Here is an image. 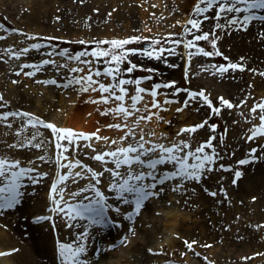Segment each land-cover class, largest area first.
Returning a JSON list of instances; mask_svg holds the SVG:
<instances>
[{
    "label": "rangeland",
    "instance_id": "obj_1",
    "mask_svg": "<svg viewBox=\"0 0 264 264\" xmlns=\"http://www.w3.org/2000/svg\"><path fill=\"white\" fill-rule=\"evenodd\" d=\"M160 1L163 5L161 3L158 4L156 0H127L126 2L124 0H0V24H3L4 27L8 29V32L3 31L0 33V36L5 37V39L0 40V96H3L2 91L8 88V83L12 77L14 78L12 79L16 81V85L14 86L12 94L8 97L3 96V102H6V107H0V113L6 111H26L44 120L43 118L45 117H52V112L54 110L55 113H57L59 117L62 118L71 109V112L79 114V116L83 117L86 120L92 119V127L86 128L84 127L85 125L82 128H78L76 126L66 127L58 125V123L56 122L54 124L57 127L70 128L76 132L83 133H94L99 128L100 136H107L114 139V137L118 136V131H114L105 127L113 121L110 117L100 115V112L97 110L98 107L103 108L104 106H98L96 104L91 105L89 94H78V92L73 90V88L71 87L68 89H64L62 87H56L54 85H51L53 86L52 90L49 85H42L43 83L37 82L47 79H56L58 84H63L66 82V79L68 77L75 74L69 73L67 69H61L59 73H57L55 70L50 68L53 70V72H55L56 76L53 77L52 75H50L52 77L44 79L42 74H48V72L45 73L42 71L41 80H31V86L34 85L41 90L40 93H38V91L32 89L26 82L28 79H31L33 77L24 75V72L33 71V69H24L21 74L17 76L16 72L21 71V68L19 67L18 71L14 72V70L11 71L10 67H8V65L5 63H8L11 60L17 61L19 63V66H21L23 63H39L42 59H45L46 56H41L39 53L35 52V50H32L29 55H21L20 59L17 60L6 50H11V53H16L23 49V47H26L29 43H43L46 45V47L42 48L40 50L41 52L50 51L51 45H59V48H68L71 53L75 54L77 51L84 50L86 46L89 50L94 47L93 44L80 45L79 43H77V41L80 40H111L123 39L132 36H141L147 37L148 42H150L151 40H160L161 46L166 48L176 47L177 53H187L188 51H194V49H183L182 45L176 46L171 44L169 41L174 39H181L182 41H186L187 39L191 38V36L185 35L183 33V28L186 26V22L190 18L201 20L203 19V16H195L193 11L194 6L199 3V0H188L189 6L187 4L183 9L185 12L187 11V17L184 22H182L181 20H177V17H175L176 15H179L177 13L178 6H176V4L178 5V0ZM183 1L184 3L186 2L185 0ZM39 4L43 5L45 8V12L47 15L44 17L42 15H39L41 12V9L38 7ZM201 6L203 7L204 5ZM239 6L244 7V5ZM78 7L82 8L81 10H83V15L80 8ZM140 7L146 11V14H143V17L138 9ZM149 7L153 10H151ZM217 9L218 5H215L213 9L205 15L214 16ZM254 12L256 16H264V10H254ZM173 13L175 14V16H173ZM244 15H247V13H226L220 21L209 19L208 21H204L202 25V31L211 29L212 32L217 33L219 36V39L217 41V48L222 53V55L204 57L212 65L227 64L228 62H232L241 64L245 68V71L243 72L235 71L230 72L229 74H225L228 75V77L232 78L231 82L228 83V86H236L237 88L235 89L237 90V92L230 95L229 98L223 96L234 104L233 99H237L240 93L241 97L239 99V104H241V107L245 106L241 102L245 100L247 101L245 111H241L238 107H234L230 110L224 108L223 105L219 104L218 100V98L222 95L211 97L209 92H207L203 86H199V84L197 85L196 83H194V81L189 76L188 71L186 73L185 69L187 68L189 70L190 66H193L195 64L188 62V60L185 61V57L184 59H179L175 56L168 57V63L177 65V67H169L164 63L154 60H147L143 58L138 60L135 57L132 58L133 61L138 64L142 62L145 68L158 69V72L154 74L153 81L146 82L142 86L147 87L149 83L153 82L164 83L175 81V86L177 88L188 89L189 91L195 92H199L201 90L205 91V93L209 95V98L213 100V106L221 108L220 114L215 115L212 114L210 109L204 106L202 102L200 104L193 103L190 107L185 108L182 112H177L175 110L178 106L183 107L182 103L165 105L168 110L162 111L160 115L163 117L164 121H169L170 123L160 122L156 123V126H154L155 130H157V126H163L161 135H166V137L164 138L165 144L170 143L167 142V140L174 141L177 139H185L192 145V148L189 150H194L195 147H198L200 144L205 143L210 136H216L217 139L213 141V146L216 148V151L220 156L217 164H223L226 167L233 169L234 171L242 172L241 178L237 180L235 184H233L232 182L234 179V172H225L219 169L208 173L207 178L203 179L200 183L190 181L181 182L180 178H177L175 180L177 183V187L180 183H183L184 186L179 187L178 190H175L180 194V197L175 201H168L167 204L172 203L174 205V202H179L181 204L180 208H184L188 211L190 210L193 212L191 214V220L188 224H205L210 230L206 234V237H204L206 238V240H204L203 237H201L200 240L196 237L193 239V241L197 242L196 246H193V249L200 255L198 257L194 256L193 251L186 248L184 241H188V235L187 230L184 227L181 226L180 229L178 228L179 232L170 233L169 231H163L161 233H158L161 227V229L164 228V222L162 221L163 219H159V217L149 219L150 215L148 213H145L144 219H146V223H138L134 219L135 206L125 205L122 201L117 202L119 204V207L122 211L127 209L125 215H127L129 212H132V219H126L125 223V219L123 217L117 216L116 213L110 209L108 212L109 219L112 220L116 226L108 228H99V226L95 225L88 227L87 220L80 221L79 219H77L76 221H68L67 217L61 219L60 216L55 215L50 211L52 207V204H50L47 207V211L50 212L48 216L51 215L52 220L42 221L40 223L41 225L37 223L35 224L37 226H43L51 229L48 236L43 238L42 241H48L53 246V243H57L58 241L57 229L70 231L71 234H73L77 228L84 227L90 228L91 234L93 229H97L99 235L101 233L102 235L104 233L112 235L114 231H116L119 235L122 234V237H119L118 240L114 241L109 248L114 249L120 255L121 253L125 254L124 257L132 256L133 251L131 247L135 244V240H138V242L142 243L146 249L145 250L143 248L141 252H139L140 255L141 253H143L144 256L146 254L147 259L145 261V264H161L164 261L166 262L165 264H228V259L235 261L237 264H264V250L258 249L255 251V254L252 252L253 249H251L250 251H245L241 254L236 253L232 257L227 256L226 252H219V255L217 253L216 256L212 252V245H210V241L211 239H213L218 242L220 241V246L225 245L226 242H228L227 244H230L232 241L237 243L238 246H240V244L244 242L256 244V249L257 246H260L261 244H263L264 246V150L258 147L256 141H250L246 139L247 136L250 135V126H256V124L253 123V120L257 119L256 114L251 113L248 109L252 105L264 102V93L258 95L259 97L256 96L257 90L264 92V76L260 75V73L264 72V20H253L245 25L243 23ZM236 17L239 18L240 22L235 26H231V31H229V26H227L226 21L228 19ZM125 20H128L130 24L132 21V25H130L129 27H125L123 24ZM168 20L169 22L171 21V32L164 34L162 32L156 31L155 25L158 26L168 24ZM217 22L225 23V28L223 30L215 29L214 24ZM108 23H115L123 30H126L127 33L120 38L116 36L100 38V34L98 32H100L102 30L101 28H103L104 25ZM28 25L31 27L30 29H26L27 27H29ZM15 28L19 29L17 30ZM35 29L42 30L36 31ZM50 29L55 30L58 33L62 32L63 34H70L71 32L81 30L85 33L90 32L88 35L92 38L86 40L82 38L71 39L53 36L49 34L51 33ZM8 34H14V37L17 40L19 38V42L24 46H22L21 49L14 51L11 44H8ZM28 37H35L36 39H28ZM45 37H58L59 40L47 41L43 39ZM205 43L206 42H198L197 46H205ZM142 44L133 45L132 47L143 48ZM205 50H211L210 45L206 46ZM165 55L167 54L165 53ZM223 57H227L228 60L225 61ZM201 58L203 57H194L193 59L201 60ZM60 62L64 63L65 61L60 58ZM69 66H75V62H69ZM171 74H173L174 77L171 76ZM133 75L135 77H142L145 75H149V73L136 71ZM34 77L36 78L37 75ZM24 87H30L29 91L23 90ZM55 91L59 92L58 95H54L53 98H50V92L55 93ZM72 91L74 92V96L75 94L79 95L77 102L74 105L72 104L73 98L71 100L70 97V92ZM161 91L171 92V90L169 89H162ZM180 95L177 97H165L161 95L159 99L163 100L165 98H170L182 101L183 99ZM91 96L98 97L99 94L96 95V93H92ZM88 105H90L91 107H89ZM93 106H95V111H97V116H94V118L89 114L90 112H88L91 111ZM197 108H199V111H197ZM233 111H239L242 114L241 122H239V124H236L235 120L234 122H229L232 120L230 115ZM205 120H207L208 124L203 129H198L196 133H188L177 137L176 134L180 131V129L198 125ZM9 123L13 124L14 127L16 126L15 129L13 130L12 128L11 131V134L13 136L12 141L10 142L12 143L9 144V140L4 139L0 144L2 147H5L7 149L12 148L9 147V145H14V142H16L17 132L21 133L20 138H24L22 137L23 134H31L34 130L31 128L26 131L22 130L20 127V121L15 118H9V121L0 122V127L8 126ZM231 123H233L234 125ZM213 124L216 125V130L214 132L210 131L208 127V125ZM230 127L238 131L236 137L233 136L229 138V136H227V131ZM221 137H223L222 140ZM253 147H257V155L260 158L255 159L254 162L249 165H239L237 162L241 159H253V157L249 156V152ZM25 148L28 147H24V149ZM29 150L36 149L30 148ZM51 150L54 152L53 147L49 148V151ZM49 151L46 153L44 152L41 155H45L47 159V156L50 154ZM205 151L211 154V149H206ZM0 158H3V152L0 153ZM8 161H19L20 167L23 166L25 168L35 169V171L28 173L21 180V184L23 185V187L20 190L24 192L21 203L10 209H0V229L7 234L10 233L11 235H13V222L9 218V216L13 217L12 214H14L18 216L16 217V219L20 220L23 225L30 226L32 221L28 219L29 216L24 211L25 205L31 204L28 200L30 196L34 197V201L36 202V204H38V206L42 203V201L47 199L43 194L45 192H48V186L45 187L43 182H45L46 185L50 184L49 173L51 168L46 172L47 175H44L45 173L41 172V164H36V166H33L31 164L27 165L24 164V161L20 159ZM189 162L191 163L192 161L190 160ZM166 167H168V170H175L171 165L158 166V170L160 168L166 171ZM211 167L216 169L217 165H212ZM15 170L18 171L19 168ZM66 171L67 170L62 169V173L60 174H64ZM29 177H34L37 181L36 183L38 184V186L35 183H32ZM148 182L149 181H145V183ZM170 182L171 181H166L164 185H158L157 189L159 190V194L149 198L156 197L159 199L165 197V195L167 194V190L172 188L170 187ZM77 183L80 182L77 181ZM77 183H72L71 179H69V181L67 182L68 187L65 189L64 193V197L67 196V199L64 200L69 204H78L81 202L88 203L89 201L84 200L83 196H88L90 198L93 197L94 194L90 191L87 193H82L80 197L73 198L71 196L72 192L79 191L81 187L87 186L77 185ZM192 183H194V185ZM3 184L4 180L0 178V187H2ZM30 185H32V190H30L29 188ZM42 185L43 187H41ZM205 188H207L210 192H216L217 195L213 197L207 194L204 191ZM101 191H104L105 195L108 197V202L113 204V208H115L117 206V203H113V201L115 200L116 193L109 192L105 187L101 188ZM197 193H201L202 195H204V198L210 197L211 199L207 200L206 204L197 202V200L195 199V196L199 195ZM219 193L223 196H218ZM231 195L238 199V202L241 205L242 209L246 210V212L250 209L251 212L249 213L257 212L258 214V219H256V222L249 223V225L246 224L239 231L238 228L236 231L233 230V227L230 230V226L227 221L218 216L221 213L219 209H221L222 203L225 209L231 207L232 203L229 200ZM217 197L219 199L215 200L217 199ZM149 198L143 203L141 207L148 211H150V208L147 209L146 207L148 205L147 201H149ZM246 198H248V202H250L249 205L245 204ZM215 201L219 203V206L215 204ZM160 202V200H157L154 206H159ZM43 208H45V206H43ZM40 210L43 211L42 208H40ZM42 211H38L37 216H47L42 215L44 213V211ZM204 211H210L207 214L205 213V215H210L211 212H213V220H211L210 223H208V221L206 220L201 219L200 214ZM214 218H218L219 221ZM68 223L79 224L81 226L70 228L67 226ZM186 224L187 222L184 223L185 226ZM32 226L35 227L33 224ZM213 226L215 227L214 231H211L210 228ZM30 229L31 228L26 230ZM106 234L104 236V239H101L99 246L105 244V241L108 238ZM52 236H54V238H52ZM12 237V240H14L15 242L13 241L10 245L15 246L7 249L5 255L8 257H10L12 254L14 255L15 253H20L22 250L21 247L23 248L27 245L25 244V241H23L24 245H22V243L19 244V240L15 235ZM124 237H127L126 242L124 241ZM166 237H173L177 241L174 242L172 246H170L165 240ZM59 239V242H68V239L65 240V237H61ZM95 240L97 243L98 239H89V241L91 242V247H94ZM70 243L73 244V242ZM18 247L19 249H17ZM52 257L53 259H55L57 264H61V259L59 258L57 247L53 250ZM257 257H261L260 260L256 261ZM122 258L123 257H121V259ZM119 264H121V262Z\"/></svg>",
    "mask_w": 264,
    "mask_h": 264
},
{
    "label": "snow or ice",
    "instance_id": "obj_2",
    "mask_svg": "<svg viewBox=\"0 0 264 264\" xmlns=\"http://www.w3.org/2000/svg\"><path fill=\"white\" fill-rule=\"evenodd\" d=\"M201 5H204L203 7ZM218 5L214 16L205 15ZM239 5H244L240 7ZM254 10H264V0H199L194 6V15L203 16V19L190 18L183 28L185 35L191 36L190 39L182 41L181 39L170 40L173 45H182L183 49L188 51L177 53L176 47L166 48L161 46L160 40H151L149 47L139 48L132 47L133 45H140L148 41L147 37L132 36L123 39L111 40H94V41H77L80 45L93 44L91 50L86 46L84 50L77 51L75 54L71 53L68 48H59V45H51V50L41 52L46 45L43 43H32L24 47L16 53H11V50H6L9 54L17 60L21 55H29L32 50L39 53L41 56L49 58L42 59L39 63H23L20 68L21 71L16 72L19 76L24 69H33V71L24 72L25 76L34 77L38 72L45 70L46 66H51L57 73L61 69H67L71 74L63 84H58L56 79H47L37 81L45 85H54L64 89L73 88L79 93H86L90 95V102L98 106L97 110L101 115L110 117L113 121L105 127L114 131H120L122 135L113 139L107 136H100V129L98 128L94 133L76 132L70 128H60L50 122H45L39 117L26 111H6L0 113V122L9 121V118H15L20 121L22 130L29 128L36 131L31 133L30 139L25 137L27 144L20 142V147H31L42 152H48L49 147L54 148L53 155L55 156V164L59 169L67 170L64 174L57 172V178L50 186V195L52 207L50 211L61 217H67L68 221L87 220L88 227L93 225L99 228H108L116 226L112 220L109 219L108 212L111 209L117 216L124 219L131 220L133 213L129 212L125 215V210H121L117 202L122 201L125 205H134L135 212L138 213L143 203L149 198L159 194L158 185H164L166 181L176 180L190 181L195 183L202 182L207 178V174L214 170H222L225 172H234L233 184L236 183L242 176V172L234 171L223 164H217L220 159L219 153L213 146V141L217 139L216 136H210L209 139L195 147L194 150H189L192 145L185 139H177L170 141L169 144L159 142V138L153 141L146 138V136L156 137L155 132L145 134L142 125L146 122L155 120L157 123L164 121L160 115L162 111L168 109L165 105L181 104L183 107H176L177 112L184 111L185 108L190 107L193 103H203L212 114L219 115L220 107L213 106V100L205 91L199 92L189 91L188 89H180L175 86V81L172 82H153L149 83L147 87L142 86L146 82H152L154 74L158 69L145 68L143 63H136L133 57L140 60L141 58L147 60H154L166 64L169 67H177V65L169 64L168 57H178L184 59L187 56L188 62L194 57H213L221 56L222 53L217 48V41L219 36L212 32L211 29L202 31L204 21L215 19L222 20L226 13H247L243 16V23L246 25L253 20H264V16H256ZM239 18H232L226 21L231 31V26L239 23ZM190 26V27H189ZM225 23L217 22L214 24L215 29L223 30ZM0 29L8 31L3 24H0ZM200 33V34H197ZM5 39L0 36V40ZM28 39H36L35 37H28ZM47 41L59 40L58 37H45ZM198 42H206L205 46H197ZM67 43V42H66ZM210 45L211 50H205L206 46ZM165 53L167 55H165ZM59 57L65 62L61 63L55 59ZM225 61L227 57H223ZM69 62H75V66H69ZM202 71H211L213 76H224L230 72L245 71L241 64L228 62L220 65H205ZM136 71H143L149 73L142 77H135L133 74ZM186 73L188 69H185ZM254 71V70H253ZM264 76V72L260 73ZM16 83V81H13ZM78 86V87H76ZM162 89H169L171 92H162ZM92 93H99L98 97H92ZM181 93L185 94L182 101L177 99L165 98L160 100L161 95L168 97H177ZM219 104L226 109H233L240 107L241 104H233L223 96L218 98ZM242 104L247 106V101H242ZM0 107H6V102H3V96H0ZM155 110V111H153ZM251 113L256 114L257 119L253 120L255 127L250 126V135L247 140L256 141L259 148L264 150V102L252 105L248 109ZM199 111V108H197ZM208 124L207 120L198 125L185 127L177 132V137L188 133H196L198 129H203ZM12 125L9 123L8 127ZM209 130L214 132L216 125H208ZM50 130V136L44 139H39L41 135L40 129ZM137 129H140L137 132ZM21 133L17 132L19 136ZM223 137H221V140ZM33 141H36L33 143ZM103 142L107 146V150L97 151L94 147L95 143ZM17 145H9V147H16ZM114 146V147H113ZM84 149H89L92 153L90 159L102 166L101 170L96 171L87 164H84L76 157L81 154L88 156ZM206 149H211V154L206 152ZM68 154V155H66ZM70 156L72 157L70 159ZM249 156L253 159H241L237 163L241 166L249 165L255 159L260 157L257 155V147L251 148ZM39 160L45 161V155H40ZM192 161L191 163L189 161ZM111 165V166H108ZM171 165L175 170L165 171L158 166ZM212 165H217L214 169ZM19 168L18 171L15 169ZM80 169L72 172V169ZM35 171L34 168L20 167V162H9L7 159L0 158V178L4 180V184L0 187V209H10L21 203L24 192L20 189L22 178L28 173ZM107 174V175H105ZM44 175H47L45 173ZM32 183H36L34 177H29ZM71 179L72 183H77L78 179H87L89 183L86 187H81L79 191L72 192L73 198L80 197L82 193L92 192L93 197L83 196L88 203L69 204L64 200L65 189L68 187L67 182ZM145 181H149L145 183ZM180 183L177 188L183 187ZM105 187L109 192H115V200L117 206L113 208V204L108 202V197L101 188ZM156 190V191H153ZM204 191L216 196V192H210L207 188ZM52 216L38 217L34 223L40 224L42 221H51ZM68 227H80L79 224L68 223ZM83 237L89 235L88 231L80 234ZM79 239V237H78ZM186 247L193 251L194 256L200 254L195 252L193 245L196 241H184ZM210 247V246H208ZM86 251L84 244L78 247H73L72 243H60L58 245L59 257L61 264H86L85 260L80 259L81 255ZM3 255V254H0Z\"/></svg>",
    "mask_w": 264,
    "mask_h": 264
},
{
    "label": "bare ground",
    "instance_id": "obj_3",
    "mask_svg": "<svg viewBox=\"0 0 264 264\" xmlns=\"http://www.w3.org/2000/svg\"><path fill=\"white\" fill-rule=\"evenodd\" d=\"M116 1V0H115ZM125 2L127 0H124ZM138 1V0H135ZM140 1V0H139ZM157 3H161L160 0H156ZM186 2L184 3L183 0H178L176 4L177 7V13L179 15H176L173 13V16L177 17V20H181L182 22H184L186 20L187 17V11L185 12L183 9L185 8V6L188 4V0H185ZM112 4V2H111ZM110 4V5H111ZM162 4V3H161ZM163 5V4H162ZM189 6V4H188ZM41 9V12L39 15H42L43 17L46 16V12H45V8L43 5L39 4L38 6ZM80 8V7H78ZM150 8V7H149ZM82 8H80L81 10ZM140 11V14H142V17L144 16L143 14H146L145 10L143 8H138ZM151 9V8H150ZM153 10V9H151ZM82 15H83V10H81ZM182 13V14H180ZM183 17V18H181ZM181 18V19H180ZM169 19V18H168ZM168 24H164V25H155V29L156 31L162 32L164 34H167L169 32L172 31V27H171V21L167 22ZM124 26L125 27H129L130 25H132V21L131 24L129 23L128 20L124 21ZM144 25V24H143ZM29 26V25H28ZM31 27H27L26 29H30ZM15 29H19V28H15ZM102 30L100 32H98L100 34V38H104V37H110V36H116V37H122L123 35H125L127 33L126 30H123L120 26H117L115 23H108L106 25H104L103 28H101ZM36 31H41L42 29H35ZM4 30L0 29V33L3 32ZM8 32V31H7ZM49 34L53 35V36H59V37H65V38H71V39H86L89 40L92 37L89 36L88 34L90 32H82L80 31H74L71 32L70 34H63L62 32L58 33L55 30L50 29ZM92 35V34H90ZM8 44H11L13 50H19L21 49L22 46H24L23 44H21L19 42V38L18 40L14 37V34H8ZM31 45L30 43L27 45L29 46ZM24 48V47H23ZM186 54V52H184ZM49 58V57H45ZM55 59L60 61V58L55 57ZM63 60V59H62ZM187 60V56L185 55V61ZM192 63L194 62L195 65H191L190 69L188 70V72H191V79L194 81V83H196L197 85L199 84V86H203L205 88V90L207 92H209V94L211 95V97H217L219 95H223L224 97L229 98L230 94H233L235 92H237V90L235 88H237L236 86H228L229 82H231L230 77H228V75H224V76H213L211 71H202L201 69L205 66H211V64L209 63V61L206 58H201V60H195L192 59L191 60ZM8 65V67H10V70H14V72L18 71L19 63L15 60H11L8 63H5ZM4 64V65H5ZM6 65V66H7ZM51 66H48L45 68V70H42L43 72L48 74H42V71L37 75V77H33L31 79H28L26 82L27 84L32 88L35 89V91H38V93H40V89L37 88L36 86L32 85L31 80H41V74L43 75L44 79L48 78V77H55L56 74L55 72H53L52 69H50ZM191 70V71H190ZM2 71V70H1ZM52 75V76H50ZM13 78V77H12ZM11 78V80L8 83V88H6L5 90L2 91V95L4 97H8L12 94L13 90H14V86L16 85V83H13V79ZM31 82V83H30ZM45 85V84H42ZM232 85V84H230ZM51 87V89L53 90V86L49 85ZM259 86V85H258ZM30 87H24L23 90L25 91H29ZM58 91H55V93L50 92L49 96L50 98H53L54 95H58ZM61 93V92H60ZM257 95H260L261 93H264L262 91H256ZM62 94V93H61ZM99 93H96V95H98ZM238 94V93H237ZM78 94H75L74 96V92H70V97L72 100V104L74 105L77 102L78 99ZM240 93L237 97V99H233L234 104H239L240 101ZM259 97V96H258ZM257 97V98H258ZM91 105H94L93 103H91ZM89 107H91L90 105H88ZM241 111H245L246 107L245 106H240L238 107ZM155 111V110H153ZM89 114L94 118V116H97V111H95V106H93V108L91 109V111ZM54 115V116H53ZM101 115V114H100ZM241 113L239 111H233L230 115V117L232 118L231 121L229 122H234L236 124H239V122H241ZM46 122H50V123H58V125L61 126H66V127H78V128H82L84 125V127L86 128H90L92 127L93 124L92 123V119L86 120L83 117L79 116V114H76L75 112H71L68 111V113L64 116V117H59V115L57 113H55V110L52 112V117H45L43 118ZM157 122L155 120H153L152 122H146L142 125L143 127V131L145 134L151 133V132H155L157 134L156 137H152V136H146V138L151 139L153 141L157 140V138H159V142L164 143V138L166 137V135H161L162 132V127L163 126H157V130H155V127ZM11 124V123H10ZM95 124V123H94ZM233 124V123H231ZM11 127L8 126H4V127H0V144L2 143V141L5 140H9V144L12 143L10 141H12V128L13 130L15 129L14 125L11 124ZM55 125V124H54ZM234 125V124H233ZM36 131L35 129L33 130V132ZM140 129H137V132H139ZM160 131V132H159ZM41 135L39 136V139H44L46 136H50V130H44V129H40ZM87 133V132H86ZM238 131H236L233 128H228L227 131V136H229V138L231 137H236ZM120 135H122V133L120 131H118V136L114 137V139L118 138ZM17 140L16 142H14V145H17L16 147H12L10 149H7L5 147H2L0 145V153L3 152V158L7 159V160H14V159H20L22 161H24V164H31L33 166H36V164L40 165L41 168V172L46 173L50 168V184L46 185L45 182H43L44 186H48V192H45L43 195L46 196V200L42 201V203L38 206V204H36V202L34 201V197L30 196L28 198V200L30 201V205L26 204L24 211L25 213L28 214L29 216V220L32 221V223L30 224V226H25L22 224V222L18 219H16V215L12 214L11 217L9 216V218L12 220L13 222V230L12 233L13 235H11L10 233L7 234L6 232H3L0 229V253H3L4 255L0 257V263L1 264H57L55 259H53L52 255H53V250L57 247L59 243H65L60 241L59 242V238L61 237H65V240L68 239V242L66 243H70L73 242V247H78L81 243L84 244L85 246V253L81 255L80 259L85 260L86 264H90V263H96V264H119L121 262V264H145V261L147 259V256L145 254V256L143 255V253H141V255L139 254V252H141V250L145 247L142 243L138 242V240H135V244L132 245V251L133 254L132 256H125V254H118V252H116L114 249H111L109 247H111V245L113 244L114 241L118 240L119 237H122V234L119 235L116 231H114V233L111 234H106L104 233L102 235V233L99 235L97 232V229H93L92 234H91V230L90 228H77L75 230V232L73 234H71L70 231H65V230H58L57 229V238L58 241L57 243H53L54 245L52 246L48 241H42L43 238L47 237L50 230L46 227L43 226H37L35 225L36 223H34V220L39 217L37 216L38 211H42L40 210V208L43 209L44 213L42 215H49L50 212L47 211L48 210V206L50 204H52L51 201V195H50V186L51 184L55 181V179L57 178V172L62 173L61 170L57 167V165L55 164V156L53 155V151H49V155L47 156V159L45 161H41L38 159V157L43 154L44 152H42L41 150H29L31 147L25 148L24 147H20L19 142L23 141L24 143L27 144V140L25 139V137L29 138L31 137V134H26L22 137L24 138H20V135L16 136ZM36 141H33V143H35ZM167 142H170V140H167ZM16 143V144H15ZM8 144V145H9ZM51 147V146H50ZM49 147V148H50ZM94 147H96L97 151H101V150H107V146L103 145V142H98L94 144ZM114 147V146H113ZM31 149H35V148H31ZM85 153H88V156H85L83 154H81L80 156L76 157L77 159H80L84 164L89 165L90 167H92L94 170L99 171L101 170L102 166L99 165L97 162L91 160L89 157L92 154L90 152L89 149H84ZM72 157L70 156V159ZM95 164V165H94ZM111 166V165H108ZM23 167V166H22ZM168 170V167H166ZM165 168V169H166ZM80 169H72V172L75 171H79ZM160 170V168H159ZM158 170V171H159ZM166 170V171H167ZM107 175V174H105ZM87 179H78L77 185H87L89 183V181L87 182ZM47 183V182H46ZM37 186L38 184L35 183ZM170 188L169 190H167V194L165 195V197L163 198H149V201H147L148 205H147V209L150 208V211L141 208L140 211L138 213L135 212L134 210V214H135V221H137L138 223L140 222H145L146 219H144V215L145 213H148L150 216L149 219H154V217H159V219H163L162 221L164 222V228L163 229H159L158 233H161L163 231H169L170 233H174V232H179L178 228L180 229V227H184L187 230V235H188V241L192 242L193 239L196 237L199 240L201 239V237H206V234L210 231L207 226L205 224H188L189 221L191 220V214L193 213L192 211H188L187 209H182L180 208L181 204L179 202H174V205L172 203L167 204V202H171V201H175L177 200V198L180 197V194L177 193L175 190H173L174 188H177V183L175 180H172L170 183ZM194 185V183H192ZM197 185V184H196ZM32 185L29 186L30 190H32L31 188ZM198 186V185H197ZM43 187V185L41 186ZM103 188V187H102ZM69 193V192H68ZM199 195L195 196L197 202H201L206 204L207 200H210V197H206L204 198V195H202L201 193H197ZM218 196H223L222 194L220 195V193L218 194ZM69 198V196H68ZM64 199H67V196L64 197ZM219 198L217 197L218 200ZM161 201L159 206H154L156 204V201ZM230 202L231 207L228 209H225L223 203L221 205V209L220 210V214L218 216H220L221 218L225 219L227 221V223L230 226V230L233 227V230H237L238 231L243 228L246 224L249 225V223H253L256 222V219H258V214L257 212H251L250 209L246 212V210L242 209L241 205L238 202V199L233 197L231 195L230 197ZM163 201V202H162ZM245 204L249 205L250 202H248V198L245 199ZM215 204L217 206H219V203L215 201ZM244 204V205H245ZM173 205V206H172ZM43 206H45V208H43ZM250 207V206H249ZM135 208V207H134ZM252 209V208H251ZM42 211V212H43ZM147 211V212H146ZM210 211H204L203 213L200 214L201 219L208 221V223L211 222V220H213V216L212 213L210 215H205V213L207 214ZM11 213V212H10ZM156 213V214H155ZM31 214V215H29ZM220 218V219H221ZM217 221H219L218 218H214ZM187 220V221H186ZM124 222L126 223V219L124 220ZM187 222L186 226L184 225V223ZM32 224L35 226L33 227ZM41 225V224H39ZM30 230H26L29 229ZM140 228V227H138ZM148 228V227H147ZM214 226L211 227V231H214ZM191 229V230H190ZM88 231L89 235L87 237H83L80 234L84 231ZM105 230V229H104ZM105 234L108 236L107 240L105 241V244H103L102 246H99V243L101 242V239H104ZM16 236L19 240V244L22 243L23 241H25V244H27L26 246H24L23 248L21 247V252L19 253H15L14 255L12 254L10 257L6 256L5 253L7 251V249L15 246V245H10L12 244V242L14 240L12 236ZM262 236V234H261ZM79 237V239H78ZM52 238H54V236H52ZM98 239L97 243L95 240V244L94 247H91V242L89 241V239ZM216 239V238H215ZM127 237H124V241L126 242ZM166 242L168 245L172 246V244H174V242H176L177 240L173 237H166ZM204 240H206V238H204ZM218 240V239H217ZM21 241V242H20ZM15 242V241H14ZM220 242V241H219ZM216 240L211 239L210 241V245H212V252L217 256V253L219 255V252H226V255L229 257H232L234 254H241L245 251H250L251 249H253V253H255L256 250L261 249L264 250V246L263 244H261L260 246H257V249L255 248L256 244H251L250 243H242L240 244V246H238L237 243L235 242H231L230 244H227L228 242H226L225 245L220 246V243ZM185 244V243H184ZM99 246V247H98ZM157 246V245H156ZM155 246V247H156ZM193 246H196V244H194ZM254 246V247H253ZM55 247V248H54ZM187 248V247H186ZM19 249V247L17 248ZM188 249V248H187ZM186 249V250H187ZM146 250V249H145ZM256 254V253H255ZM254 254V255H255ZM121 257H123L121 259ZM60 258V257H59ZM259 258V259H258ZM261 257H257L256 261L260 260ZM141 259V260H140ZM156 263V262H155ZM166 262H162L161 264H165ZM228 264H237L235 261L228 259L227 260ZM149 264V263H148Z\"/></svg>",
    "mask_w": 264,
    "mask_h": 264
},
{
    "label": "water",
    "instance_id": "obj_4",
    "mask_svg": "<svg viewBox=\"0 0 264 264\" xmlns=\"http://www.w3.org/2000/svg\"><path fill=\"white\" fill-rule=\"evenodd\" d=\"M145 46H149V44H145Z\"/></svg>",
    "mask_w": 264,
    "mask_h": 264
}]
</instances>
